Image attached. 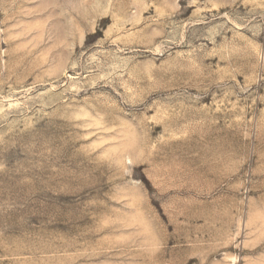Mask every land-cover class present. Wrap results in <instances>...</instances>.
<instances>
[{
	"label": "rangeland",
	"instance_id": "rangeland-1",
	"mask_svg": "<svg viewBox=\"0 0 264 264\" xmlns=\"http://www.w3.org/2000/svg\"><path fill=\"white\" fill-rule=\"evenodd\" d=\"M0 264H264V0H0Z\"/></svg>",
	"mask_w": 264,
	"mask_h": 264
},
{
	"label": "bare ground",
	"instance_id": "bare-ground-1",
	"mask_svg": "<svg viewBox=\"0 0 264 264\" xmlns=\"http://www.w3.org/2000/svg\"><path fill=\"white\" fill-rule=\"evenodd\" d=\"M49 6V5H48ZM61 7H62V5H60ZM64 9V8H63ZM63 9L61 8V9H56V11H54L55 12V14L57 15V14H59V15H61L62 16V12H63ZM44 10V9H43ZM51 11V10H50ZM44 13V12H43ZM52 13V12H51ZM47 14V13H46ZM50 14V13H49ZM65 15V14H64ZM45 16V15H44ZM39 17V16H38ZM42 17V16H41ZM46 18H48L47 16H45ZM43 18V17H42ZM51 18V17H50ZM65 18V17H64ZM44 20H47V19H44ZM57 20L58 21H61V20H63V18H58L57 17ZM52 21V20H51ZM45 22V21H44ZM48 23H49V21H48ZM50 24V23H49ZM54 24V23H53ZM65 24V23H64ZM66 26V25H65ZM48 27V26H47ZM51 28V27H50ZM56 28H57V24H56ZM60 29V28H59ZM41 31V30H40ZM44 31V30H43ZM58 31V30H57ZM63 31V30H62ZM65 33V32H64ZM45 34V33H44ZM59 35V34H58ZM44 36V35H43ZM55 37V36H54ZM51 38V37H50ZM66 38V37H65ZM46 39V38H45ZM54 41H55V39H54ZM53 41V42H54ZM51 44H53V43H51ZM56 44V43H55ZM57 44H58V49H59V51H61L62 49H63V44H64V40H63V34H62V32H60V35H59V40H58V42H57ZM48 46V45H47ZM56 46V45H55ZM49 47V46H48ZM54 47V46H53ZM55 48V47H54ZM50 49V48H49ZM57 49V48H56ZM52 50V49H51ZM50 50V51H51ZM60 53V52H59ZM61 53H63V52H61ZM54 56V55H53ZM58 60V59H57ZM59 63V62H58Z\"/></svg>",
	"mask_w": 264,
	"mask_h": 264
}]
</instances>
